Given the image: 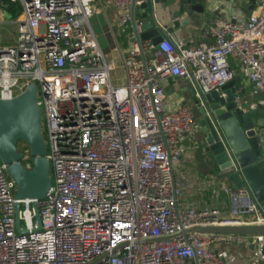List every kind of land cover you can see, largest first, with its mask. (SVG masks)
<instances>
[{"label": "built area", "instance_id": "2783aa9c", "mask_svg": "<svg viewBox=\"0 0 264 264\" xmlns=\"http://www.w3.org/2000/svg\"><path fill=\"white\" fill-rule=\"evenodd\" d=\"M7 1L18 4L17 35L0 44V97H13L36 82L52 185L38 200L41 227L34 229L31 200L15 197L14 180L0 161V264H190L194 256L200 264H240L211 244L254 241V235L184 231L197 225L264 224V215L254 200L248 216L184 203L175 164L195 116L187 104H166L162 81L189 79L201 98L237 69L262 91L264 103V0H255L244 22L215 17L206 41L189 45L168 35L156 44L142 41L145 60L129 33L131 45L119 49L122 83L112 81V64L89 18L114 4L126 21L130 0L0 4ZM21 151L30 167L29 147ZM220 185L232 199L249 194L245 186ZM17 201L24 232L16 228ZM243 264H264V254L259 251Z\"/></svg>", "mask_w": 264, "mask_h": 264}, {"label": "water", "instance_id": "95a60500", "mask_svg": "<svg viewBox=\"0 0 264 264\" xmlns=\"http://www.w3.org/2000/svg\"><path fill=\"white\" fill-rule=\"evenodd\" d=\"M174 5L170 24L159 25L154 18V4ZM204 2H208L205 0ZM201 0H130L128 18L130 33L138 45L140 56L145 60L142 41L149 39L158 43L167 32H174L180 26L190 23L189 15L202 13L206 7ZM260 99L250 104L248 90L241 83L240 76L234 75L217 89L204 93L201 98L194 97L198 113L197 125L203 134L202 143L206 154L213 158L219 168L226 171L227 177L236 188L247 187L248 195L242 199L234 198V206L241 200L243 213H249L248 203L257 202L259 212L264 215V169L259 162L263 128L264 103L262 91ZM23 140L29 147L31 166L23 163V153L18 141ZM47 143L42 130V113L37 99V85L31 80L26 88L13 97H0V161L5 171L15 183L14 195L20 199H30L36 222L34 229L41 227L38 200L49 192L52 185L50 160L47 157ZM16 202V228L24 232L20 225ZM187 231L225 234L254 235L252 242L264 254V242L259 245V236L264 241V224H216L197 225ZM195 264H200L194 256Z\"/></svg>", "mask_w": 264, "mask_h": 264}, {"label": "crops", "instance_id": "0c3cea01", "mask_svg": "<svg viewBox=\"0 0 264 264\" xmlns=\"http://www.w3.org/2000/svg\"><path fill=\"white\" fill-rule=\"evenodd\" d=\"M201 1L204 2L205 0ZM204 3L206 7L202 13L195 12L189 15V24L180 26L174 32H167L166 35L174 40L180 39L186 44L194 45L209 39V27L215 17L225 16L238 22H244L255 9V0H208ZM173 8L174 5L163 6L162 2L155 3V22L159 25L170 24L173 18ZM89 26L105 55L106 52L112 55L108 60L112 64L111 69H119L120 67V71L112 74L111 78L115 80V83H122L124 71L120 65L119 49L131 45L128 37L131 30L129 24L122 20V11L114 4L103 5L90 16ZM118 59L119 63L117 62ZM231 66L236 69V63L233 59H231ZM235 75H239L241 83L246 85L250 104H255L260 99L259 88H256L248 80L245 72L236 69ZM162 85L166 94V104H187L195 116L192 131L183 140L184 151L180 160L175 164L174 180L182 200L184 203L198 207L217 205L224 214H240L241 206L235 208L233 199L220 185L221 182H225L233 186V181L227 177L226 171L221 170L217 162L209 157L204 150L201 141L203 134L197 125L198 113L194 105V83L178 76H167L162 81ZM259 136L261 137V152L258 158L264 169L263 128L259 131ZM210 178H214L215 182H210ZM252 242L251 239L216 241L211 244V248L222 256L231 257L236 262L243 264L259 252ZM188 263L195 264L194 258L188 259Z\"/></svg>", "mask_w": 264, "mask_h": 264}, {"label": "rangeland", "instance_id": "374dc122", "mask_svg": "<svg viewBox=\"0 0 264 264\" xmlns=\"http://www.w3.org/2000/svg\"><path fill=\"white\" fill-rule=\"evenodd\" d=\"M12 9V11H18V4L17 2H5L4 4H0V44H7L14 42L17 35V24L13 21L12 12L9 11V9ZM8 9V10H7ZM149 55V53H148ZM112 55L108 52H106V58L107 60H110ZM119 63V59L117 60ZM120 65H121V59H120ZM118 66V65H117ZM116 71H120L119 69H111L110 73L111 75L114 74ZM113 82H115L114 79H112ZM43 134L45 137V127L42 125ZM21 149L24 147L25 143L20 142ZM50 173L52 175V169L50 168ZM245 216H248L249 213H244Z\"/></svg>", "mask_w": 264, "mask_h": 264}, {"label": "trees", "instance_id": "16d2710c", "mask_svg": "<svg viewBox=\"0 0 264 264\" xmlns=\"http://www.w3.org/2000/svg\"><path fill=\"white\" fill-rule=\"evenodd\" d=\"M8 9H9L10 12H12V16H15V15L17 14V11H12V9H10V8H8ZM8 9H7V10H8ZM20 142H24V141H23V140H19V141H18V148L21 149V144H20ZM24 143H25V142H24ZM26 146H28V145L25 144L24 147H26ZM24 147H23V148H24ZM23 148H22V149H23ZM26 162H27V161H26L25 159H23V163L25 164Z\"/></svg>", "mask_w": 264, "mask_h": 264}]
</instances>
